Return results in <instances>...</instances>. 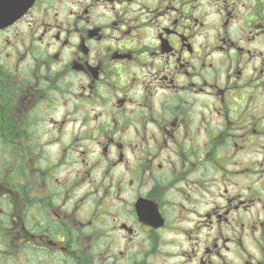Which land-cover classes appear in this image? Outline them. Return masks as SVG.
Here are the masks:
<instances>
[{"label":"flooded vegetation","instance_id":"1","mask_svg":"<svg viewBox=\"0 0 264 264\" xmlns=\"http://www.w3.org/2000/svg\"><path fill=\"white\" fill-rule=\"evenodd\" d=\"M0 264H264V0L0 28Z\"/></svg>","mask_w":264,"mask_h":264},{"label":"water","instance_id":"2","mask_svg":"<svg viewBox=\"0 0 264 264\" xmlns=\"http://www.w3.org/2000/svg\"><path fill=\"white\" fill-rule=\"evenodd\" d=\"M35 0H0V28L13 24Z\"/></svg>","mask_w":264,"mask_h":264}]
</instances>
